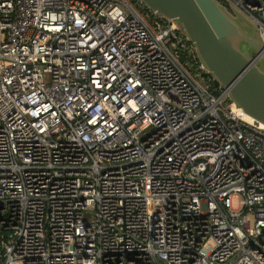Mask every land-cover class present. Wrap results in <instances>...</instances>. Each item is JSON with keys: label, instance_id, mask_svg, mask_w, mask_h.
I'll use <instances>...</instances> for the list:
<instances>
[{"label": "built area", "instance_id": "built-area-1", "mask_svg": "<svg viewBox=\"0 0 264 264\" xmlns=\"http://www.w3.org/2000/svg\"><path fill=\"white\" fill-rule=\"evenodd\" d=\"M143 7L0 0V264H264V126Z\"/></svg>", "mask_w": 264, "mask_h": 264}, {"label": "water", "instance_id": "water-1", "mask_svg": "<svg viewBox=\"0 0 264 264\" xmlns=\"http://www.w3.org/2000/svg\"><path fill=\"white\" fill-rule=\"evenodd\" d=\"M174 20L200 63L242 111L264 124V54L258 27L219 0H138ZM182 61V57H179Z\"/></svg>", "mask_w": 264, "mask_h": 264}, {"label": "rangeland", "instance_id": "rangeland-1", "mask_svg": "<svg viewBox=\"0 0 264 264\" xmlns=\"http://www.w3.org/2000/svg\"><path fill=\"white\" fill-rule=\"evenodd\" d=\"M141 12L146 13V9L143 7L142 9H140ZM178 26V25H177ZM190 75L192 77H194V79L197 80V83L201 86V87H206L208 85L207 83V78H205L204 76L201 75V72L199 71V69L196 67L195 70H190ZM196 74V75H195Z\"/></svg>", "mask_w": 264, "mask_h": 264}, {"label": "trees", "instance_id": "trees-1", "mask_svg": "<svg viewBox=\"0 0 264 264\" xmlns=\"http://www.w3.org/2000/svg\"><path fill=\"white\" fill-rule=\"evenodd\" d=\"M146 11L149 12L150 14L152 13V12H150V10L147 9V8H146ZM159 19H160L162 22L166 21L165 18H159ZM202 76H208V75L205 74V73H203ZM213 87H217V84H216V82H214V81L212 80V81L210 82L209 92H213V93L215 92L214 89H213Z\"/></svg>", "mask_w": 264, "mask_h": 264}, {"label": "bare ground", "instance_id": "bare-ground-1", "mask_svg": "<svg viewBox=\"0 0 264 264\" xmlns=\"http://www.w3.org/2000/svg\"><path fill=\"white\" fill-rule=\"evenodd\" d=\"M242 114H243V118H244V120H246L247 122H250V123H256V121H255V119L253 118V117H251L250 115H248V114H246V113H244V112H242ZM262 126H264V124L263 123H260Z\"/></svg>", "mask_w": 264, "mask_h": 264}]
</instances>
